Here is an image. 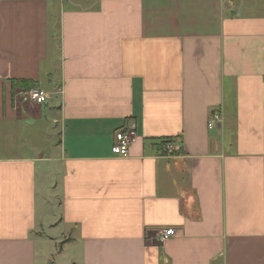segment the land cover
I'll list each match as a JSON object with an SVG mask.
<instances>
[{
	"label": "crops",
	"instance_id": "0c3cea01",
	"mask_svg": "<svg viewBox=\"0 0 264 264\" xmlns=\"http://www.w3.org/2000/svg\"><path fill=\"white\" fill-rule=\"evenodd\" d=\"M0 264H264V0H0Z\"/></svg>",
	"mask_w": 264,
	"mask_h": 264
},
{
	"label": "built area",
	"instance_id": "2783aa9c",
	"mask_svg": "<svg viewBox=\"0 0 264 264\" xmlns=\"http://www.w3.org/2000/svg\"><path fill=\"white\" fill-rule=\"evenodd\" d=\"M24 97L28 100L35 101L37 103L45 102L49 97L50 94L41 88H31L29 90H21ZM20 94H18L19 96ZM222 122V114L219 111H214L211 117L208 120V127L209 129H213L218 123ZM136 124L135 122H128L123 128L118 130L115 134V142L112 146V152L121 157H126L129 154L130 147L136 139L137 131H136ZM175 234V228L173 227H166L162 228L159 231V241L163 242Z\"/></svg>",
	"mask_w": 264,
	"mask_h": 264
},
{
	"label": "trees",
	"instance_id": "16d2710c",
	"mask_svg": "<svg viewBox=\"0 0 264 264\" xmlns=\"http://www.w3.org/2000/svg\"><path fill=\"white\" fill-rule=\"evenodd\" d=\"M13 86L15 88L29 90L31 88L37 87V83L33 80H15Z\"/></svg>",
	"mask_w": 264,
	"mask_h": 264
},
{
	"label": "rangeland",
	"instance_id": "374dc122",
	"mask_svg": "<svg viewBox=\"0 0 264 264\" xmlns=\"http://www.w3.org/2000/svg\"><path fill=\"white\" fill-rule=\"evenodd\" d=\"M21 90H23V89H19V90H17L15 93H16L17 95L20 94L19 96H24V94L20 93Z\"/></svg>",
	"mask_w": 264,
	"mask_h": 264
}]
</instances>
